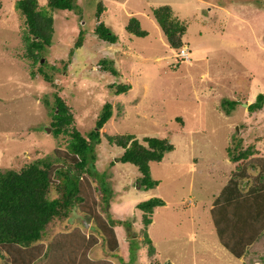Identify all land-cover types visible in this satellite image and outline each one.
<instances>
[{
  "label": "rangeland",
  "instance_id": "obj_1",
  "mask_svg": "<svg viewBox=\"0 0 264 264\" xmlns=\"http://www.w3.org/2000/svg\"><path fill=\"white\" fill-rule=\"evenodd\" d=\"M71 1L70 9H58L37 0L52 16L51 39L38 58L39 69L51 76L46 81L36 71L38 62L31 64L22 55L15 0H0V168L17 169L39 156L53 159V147H65L68 136L54 135L49 123L54 93L70 106L73 124L83 135L94 127L103 102H110V117L98 140L90 141V175L84 174L99 216L120 220L113 224L118 246L108 250L91 216L76 207L50 221L41 240L47 243L55 232L78 224L98 236L88 255L111 264H244L264 258L260 237L248 245L245 258L232 256L217 241L209 212L233 169L225 147L252 144L264 154V101L255 110L244 104L264 93V0ZM163 3L185 24L181 40L189 50L188 62L171 65L174 50L151 12ZM129 16L139 20L145 35L124 28ZM98 20L117 35L114 43L108 45L92 31ZM79 30L82 42L69 53ZM100 58L114 74L101 70ZM111 82L130 87L115 93ZM232 99L236 102L225 112L222 101ZM125 133L140 141L157 136L172 143L160 160L148 162L155 185H138L136 166L119 160L122 147L105 137ZM150 196L163 203L145 225L136 202ZM145 234L154 253L147 252Z\"/></svg>",
  "mask_w": 264,
  "mask_h": 264
},
{
  "label": "trees",
  "instance_id": "obj_2",
  "mask_svg": "<svg viewBox=\"0 0 264 264\" xmlns=\"http://www.w3.org/2000/svg\"><path fill=\"white\" fill-rule=\"evenodd\" d=\"M50 8L70 9L71 0H45ZM14 6L21 14L23 54L31 64L38 62L39 51L48 45L52 34V16L46 7L39 6L37 0H15ZM102 4H96L95 15L98 18ZM152 15L161 28L168 46L178 48L183 42L181 35L185 24L172 15L169 4L163 3L152 8ZM124 28L135 34L145 35L139 20L129 16ZM95 35L107 42H114L117 35L101 20L93 25ZM82 30H79L69 53L82 42ZM99 67L112 74L115 69L105 58H100ZM38 62L36 71L41 78L51 81V76L42 72ZM34 76L33 70L30 72ZM115 93L125 91L128 83H109ZM264 93L257 92L253 100L247 103L248 110L261 107ZM236 100H223L225 112L231 109ZM50 111L51 132L68 136L65 147L52 149L53 159L46 156L34 157L17 169L0 168V258L2 264H111L106 258H92L89 249L98 236L86 232L80 225L68 230L55 232L47 243L41 240L44 228L54 219L69 215L73 207L91 216L95 229L100 233L108 250L116 249L118 238L113 227L120 220H107L95 210L93 186L87 163L94 158L91 140H98L100 128L110 117L111 103L104 101L97 114L94 127L83 135L73 124L70 106L58 94L54 93ZM109 143L122 147L118 156L121 161L134 164L139 172L138 185L148 188L157 183L150 177L148 162L160 160L165 151L173 145L166 137L143 136L141 141L132 134H105ZM144 142V143H143ZM227 145L226 153L233 163V169L226 183L219 189L210 208V215L220 244L234 257L243 253L246 245L253 241L264 228V154L252 144L240 147ZM87 175H85V174ZM245 179L242 186L240 182ZM51 190L55 193L49 196ZM163 203L158 196L136 202L141 210V221L150 222L153 208ZM148 253H154L149 238ZM155 262V261H154ZM154 264V263H153Z\"/></svg>",
  "mask_w": 264,
  "mask_h": 264
},
{
  "label": "crops",
  "instance_id": "obj_3",
  "mask_svg": "<svg viewBox=\"0 0 264 264\" xmlns=\"http://www.w3.org/2000/svg\"><path fill=\"white\" fill-rule=\"evenodd\" d=\"M170 7H171V6H170ZM171 10H172V9H171ZM104 41H105V40H104ZM115 41H116V40H115ZM115 41H114V42H115ZM106 42H107V41H106ZM114 42H108V45H110V44H112V43H114ZM244 184H245V181H244ZM244 184H242V186H243ZM211 206H212V202H211L209 208H211ZM209 210H210V209H209ZM209 212H210V211H209ZM210 219H211V215H210ZM211 223H212V219H211ZM212 226H213V223H212ZM213 229H214V233H215V235H216L217 241L219 242L214 226H213ZM259 237L262 239V240H261V245L264 246V228L260 231L259 235H258L253 241H251L248 245H250L252 242H254L255 240H257ZM219 243H220V242H219ZM248 245H246V247H245L243 253H241V255H240L239 257H236V258H238V260H242V259H243L244 252H245L246 248L248 247ZM222 247H223V246H222ZM232 256H233V255H232ZM244 258H245V255H244ZM243 261H244V264H264V258H263V257H258V259L253 258V260L251 261V263H248L247 259H246V260H243ZM214 264H218V263H214Z\"/></svg>",
  "mask_w": 264,
  "mask_h": 264
},
{
  "label": "built area",
  "instance_id": "obj_4",
  "mask_svg": "<svg viewBox=\"0 0 264 264\" xmlns=\"http://www.w3.org/2000/svg\"><path fill=\"white\" fill-rule=\"evenodd\" d=\"M189 58H190L189 50L186 44L182 43L178 48L174 49L172 58H171L172 59L171 65L174 66L176 65L177 62L181 60L188 62Z\"/></svg>",
  "mask_w": 264,
  "mask_h": 264
},
{
  "label": "water",
  "instance_id": "obj_5",
  "mask_svg": "<svg viewBox=\"0 0 264 264\" xmlns=\"http://www.w3.org/2000/svg\"><path fill=\"white\" fill-rule=\"evenodd\" d=\"M244 104H246L247 105V103L246 102H244ZM46 130H48V127H46ZM242 184H244V181H243V183Z\"/></svg>",
  "mask_w": 264,
  "mask_h": 264
},
{
  "label": "clouds",
  "instance_id": "obj_6",
  "mask_svg": "<svg viewBox=\"0 0 264 264\" xmlns=\"http://www.w3.org/2000/svg\"><path fill=\"white\" fill-rule=\"evenodd\" d=\"M174 50V49H173Z\"/></svg>",
  "mask_w": 264,
  "mask_h": 264
}]
</instances>
